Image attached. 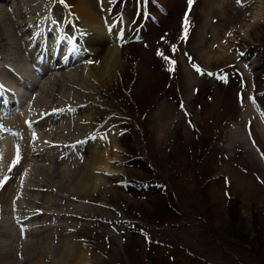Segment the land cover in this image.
I'll list each match as a JSON object with an SVG mask.
<instances>
[{"label": "rangeland", "instance_id": "obj_1", "mask_svg": "<svg viewBox=\"0 0 264 264\" xmlns=\"http://www.w3.org/2000/svg\"><path fill=\"white\" fill-rule=\"evenodd\" d=\"M1 1L14 5L12 0ZM34 1L45 6L48 22L56 30L58 25L48 13L55 3L68 13H83L86 9L79 4L87 0ZM88 1L105 22H114L113 30L120 34L115 67L84 91L91 98L94 118L91 137L81 141V147L96 149L98 138H108L113 129L115 142L104 141L100 149H112L113 171L87 201L72 199L62 186L71 197L58 195L55 207L63 208L66 203L96 210L76 218L78 230H64L61 225L53 228L52 255L58 256L63 240L74 235L77 241L72 255L61 264H76L81 256L89 259L87 264H264V17L250 21L259 4L264 10V0H193L191 5L189 0ZM243 30H247L244 35ZM29 34L28 29L21 37L28 42L24 47L31 45ZM45 36L54 41L46 28ZM80 36L84 37V32ZM98 40L88 42L89 46L83 41L84 51L88 54L90 47L114 42L106 46L101 43L105 39ZM38 51L28 57L30 62L24 61L35 76L37 62L50 59ZM23 53L24 49L18 48L21 57ZM82 64L83 59L71 68ZM63 70L56 67L49 73ZM11 71L20 76L19 70ZM77 82L63 78L72 93L68 100L73 94L76 99L83 89ZM64 85H51L58 93L44 96L46 106L55 103L59 92L66 89ZM38 86L31 97L40 91ZM10 87L13 92H25L22 85ZM245 102L252 110L246 116L248 125L243 120L238 123ZM157 112L170 117L160 120ZM73 113L77 114L70 111L64 119ZM54 119L50 116L47 129L58 126L61 118ZM108 120L112 121L106 124ZM161 125L168 128L164 138L157 136ZM77 130L63 133L62 143H70L79 134ZM1 132L11 141L7 131ZM55 136L43 140L50 143ZM65 149L63 146L52 154ZM54 158L45 162L48 176L51 164H63ZM19 173L15 169L10 182ZM36 190L30 191V196L40 198L42 190ZM56 220V224L67 223L65 218ZM40 221L33 217V223ZM89 223L92 226L88 227ZM27 225L29 222L24 223ZM102 232L108 236L101 237ZM47 234L21 238L42 242ZM88 252L92 255L87 256ZM2 254L0 264H43L47 258L45 248L42 252L33 245L18 253Z\"/></svg>", "mask_w": 264, "mask_h": 264}, {"label": "bare ground", "instance_id": "obj_2", "mask_svg": "<svg viewBox=\"0 0 264 264\" xmlns=\"http://www.w3.org/2000/svg\"><path fill=\"white\" fill-rule=\"evenodd\" d=\"M12 1H14V5L9 3V6H7L8 4H2L0 0V82L3 83H0V131L2 129L5 132L7 131V139H11V141L5 140V134L2 135L3 132L0 133V175H7L4 180L1 179L2 175L0 177V221L5 223L0 224V235H2V238L0 237V257L2 253L9 255L11 250L18 253L22 251L23 248L33 245L41 248L42 252L44 248L46 249L47 258L43 257V264H61L62 259H67L68 256L72 255V247L77 239L74 235H69L68 238L63 240L62 249L58 252L59 255H52L54 240H52L53 235L51 232L53 228L57 225H61L64 230H78L80 228V223L77 224L78 221H75L76 218H81V216L86 217L88 214L92 213L95 208L93 209L87 205L82 207L81 205L68 206L66 203L63 208H57L55 207L57 196L60 194L61 196H69L67 193L70 191L73 197H69L72 199L87 201L94 198L96 191H98L107 180V174L113 171L110 162L111 158H113L111 157L112 149L108 147L105 150H100L101 147L104 146V141L105 144H113L115 142V133L113 129L111 132H108V138H110V140H108V138H98L96 149L88 151L82 148L81 141L91 137V135H89L90 122H92L91 119L94 118V112H92L90 106L91 98L89 100V97L87 98L84 91L88 89V87L94 86L100 79V75L109 74L115 67L118 59L117 52L119 51V44L116 40L120 33L119 31L113 30L114 22L113 24L109 21L105 22L102 14L98 13L93 7V4L88 0L84 3L81 2L82 5L79 4L81 8L83 7L87 10L83 13H72V11L68 13L69 11L63 10L60 5L55 3L51 8L52 10L48 13L58 25L56 30L52 29V24L48 22V17L45 14L46 9L45 11L43 10L45 6L39 4L40 2L38 3L34 0ZM219 5L221 4L219 3ZM263 13L264 10L259 4L255 13L252 14L250 21L254 23L262 19L264 17ZM36 20H38L37 25L36 23L34 24ZM45 28L48 34H52V36L55 37L54 41L52 40L53 42L48 39L45 41L46 36L43 37ZM28 29L30 30L29 43H31V45L24 47L28 42L25 39L21 40V37H23L22 35L25 34ZM83 32L85 34L84 37L80 36ZM246 32L247 30H243V35L246 34ZM103 39H105V42L101 43H106V46L113 40L114 42L107 47L102 45L90 47L91 51L88 54L84 51V47L82 46L84 42L87 44L91 41H102ZM92 45H94V43ZM18 48L24 49L22 57L18 54ZM34 51H38V55L40 53L49 54L48 57L50 58V61L45 64H42L41 61L37 62L35 66V69L39 71L37 76H34V74L26 69L27 67H25L24 62H30L28 57H31ZM82 59L84 60V64L80 65L79 68H71L74 63ZM8 66H10L9 68H11V70H19L18 74L20 73V76L16 75L17 72L15 74V71L11 73L12 71L6 68ZM56 67L65 68L66 70H63L60 74H55V72L49 73L50 70ZM45 73L47 74L42 81V75ZM63 78H68L70 81L78 80L77 83L79 84V88H83L80 89L81 92L77 94L78 96L76 99L74 94L72 95L73 98L71 97V100L73 99L74 101L68 100L72 93L71 90H67V86L69 85H64ZM41 81L42 84L40 85L39 82ZM66 82L68 81L66 80ZM14 84L24 85L25 87V92L23 94L18 93L20 97L7 91V88H14L10 87ZM57 84L64 85L63 87L66 89L63 92H59L58 97L54 100L55 103H48L46 106V100H43L44 96H46V98L47 95L57 96L58 92L51 88V85ZM36 86L40 88V91L31 97L33 93L32 89L34 91ZM66 98L68 103H63ZM26 102L29 104L24 107ZM42 103H44V106H42ZM164 109L167 110L169 108ZM70 111L76 112L77 114L75 115L73 113L74 115H69L70 117L67 116L68 118L64 119V115ZM251 111L249 103H243L241 105V114L238 123L243 120V122H246L244 123L246 125L248 121V119L246 120V116L251 114ZM181 112V114L184 113L183 111ZM98 113H101V111ZM14 114H16V116H13ZM163 115L164 114H161V112H159V114L158 112L156 113V116L159 117L160 120L170 117L165 115L164 117ZM50 116L53 118L55 117V119L61 118L62 122L60 121L56 128L49 127L47 129L46 126L49 123ZM112 120H108L106 124L110 123ZM76 128L79 134L74 135L70 143H62L63 133L71 134ZM159 129L160 133H158L157 136L160 134L163 136L162 138H164V136L168 134V128L161 125ZM52 134H56V136L52 138L53 140L50 143V140H43L50 137ZM151 134L153 135L152 132ZM41 142L42 144L47 143L48 145H42ZM240 143L239 145L241 146ZM60 145L61 147L65 146V152H59L60 154L56 153L57 155H53L52 153H54V151H59L61 148L59 147ZM158 147L160 148L161 145ZM52 156L55 157L53 161L57 158L61 160L63 164L62 166H59V164L56 166L51 164V166L49 164V177L46 174L47 167L45 168V162L53 159ZM77 158L81 161H75ZM15 169L19 170L20 173L10 182L15 175ZM43 173H45L46 177L43 176ZM40 185H43L41 187L44 188H41ZM62 186L67 187V193H64L66 191H64L65 189H63ZM34 189H37L36 191L42 190L40 191V193H42L40 198L35 197V195H33V197L30 196L32 195L30 191ZM36 196H39V194ZM60 199L62 198H59L58 201H60ZM32 202L35 204H32ZM33 217L40 218L41 221L35 224L32 222ZM63 218L66 219V224H56V219L61 220ZM72 221L74 222L73 225L70 223ZM25 222H29V225L24 226ZM46 222H48V224ZM104 222L106 223L108 220ZM70 225H72V227ZM87 226L90 227L92 224L89 223ZM14 228L17 231H13ZM44 231H47L48 234L43 238L42 242L31 240L26 237L24 239L21 238L23 235L25 236V234L32 236ZM100 235L104 238L108 236L107 233L105 234L103 232ZM89 255L90 253L88 252L87 256ZM82 259H86V261L83 262ZM7 260L8 259H6V261ZM79 260L76 259V264L78 262L79 264H87L89 262V259H87V257L84 258V256L79 257ZM66 264L68 263L66 262Z\"/></svg>", "mask_w": 264, "mask_h": 264}, {"label": "snow or ice", "instance_id": "obj_3", "mask_svg": "<svg viewBox=\"0 0 264 264\" xmlns=\"http://www.w3.org/2000/svg\"><path fill=\"white\" fill-rule=\"evenodd\" d=\"M193 2V0H189V5H191V3ZM238 2H239V0H238ZM211 75V74H210Z\"/></svg>", "mask_w": 264, "mask_h": 264}]
</instances>
